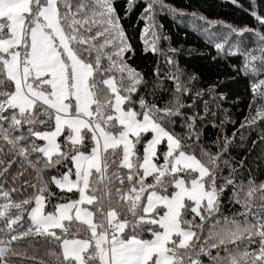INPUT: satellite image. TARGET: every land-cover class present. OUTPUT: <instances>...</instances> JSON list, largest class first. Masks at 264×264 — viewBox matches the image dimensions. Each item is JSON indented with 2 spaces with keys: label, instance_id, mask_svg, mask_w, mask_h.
Here are the masks:
<instances>
[{
  "label": "snow or ice",
  "instance_id": "obj_1",
  "mask_svg": "<svg viewBox=\"0 0 264 264\" xmlns=\"http://www.w3.org/2000/svg\"><path fill=\"white\" fill-rule=\"evenodd\" d=\"M114 3L0 0V264L27 258L14 242L50 246L49 264H264V180L243 178L244 161L225 157L230 138L215 152L200 141L198 117L181 111L191 89L178 67L164 74L175 87L163 107L148 99L162 88L160 69L149 87L128 63ZM158 6L168 7L148 0L142 15L145 51L160 54ZM249 14L256 27L226 28L253 38L241 71L257 78L264 15ZM250 87L255 124L264 79Z\"/></svg>",
  "mask_w": 264,
  "mask_h": 264
},
{
  "label": "trees",
  "instance_id": "obj_2",
  "mask_svg": "<svg viewBox=\"0 0 264 264\" xmlns=\"http://www.w3.org/2000/svg\"><path fill=\"white\" fill-rule=\"evenodd\" d=\"M148 0H115L114 6L120 17L132 51L126 54L128 63L144 74L151 83L156 80L155 70L160 69L162 88L155 96H149L161 107L172 97L174 81L164 78L170 70L180 69L181 82L191 89L187 93L179 94L185 107L181 109L186 116L196 115L198 118L195 128L200 134V141L212 152L217 150V144L224 137L232 140L226 158H234L233 163L244 161L243 178H247L249 171L258 179L264 180V121L257 120L255 124H247L246 117L255 114V105L249 108L253 93L251 83L264 79V75L257 78L245 76L241 71L244 55L240 49L251 47L252 37L233 33L227 35L226 25L238 27H256L254 18L249 14L252 9L264 15V0H164V5L154 12L155 30L160 36L158 48L160 54L145 51L144 28L148 20L142 15ZM172 9L179 10L173 11ZM195 13L196 16H193ZM204 16L207 20L222 21L209 25L200 20ZM227 36V39L225 37ZM151 40V36H148ZM217 44L223 45L221 49ZM175 49V52L171 51ZM167 58L175 61V66L167 62ZM196 79L189 81V77ZM143 91V89H142ZM197 92H202L196 97ZM207 103L208 111L205 112ZM203 117V119H199ZM175 131H186L185 117H174ZM244 124V127L241 125ZM255 142V143H254ZM223 174L228 175L225 168ZM239 178V177H238ZM53 191H59L53 188ZM27 225H25V228ZM36 240H40L39 237ZM48 245L13 243L12 248L25 256L13 257L16 264H33L32 258L38 262L43 259L49 264L46 255Z\"/></svg>",
  "mask_w": 264,
  "mask_h": 264
}]
</instances>
